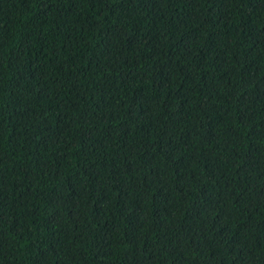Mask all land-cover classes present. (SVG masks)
I'll list each match as a JSON object with an SVG mask.
<instances>
[{
	"label": "trees",
	"instance_id": "16d2710c",
	"mask_svg": "<svg viewBox=\"0 0 264 264\" xmlns=\"http://www.w3.org/2000/svg\"><path fill=\"white\" fill-rule=\"evenodd\" d=\"M0 264H264V0H0Z\"/></svg>",
	"mask_w": 264,
	"mask_h": 264
}]
</instances>
